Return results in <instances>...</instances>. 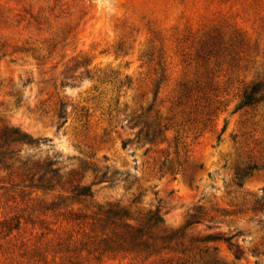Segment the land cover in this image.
Masks as SVG:
<instances>
[{
    "label": "rangeland",
    "instance_id": "374dc122",
    "mask_svg": "<svg viewBox=\"0 0 264 264\" xmlns=\"http://www.w3.org/2000/svg\"><path fill=\"white\" fill-rule=\"evenodd\" d=\"M10 127L41 140L0 169V264H264V0H0ZM29 155L63 189L27 186ZM112 202L200 221L162 260L98 254ZM217 233L232 244L203 240Z\"/></svg>",
    "mask_w": 264,
    "mask_h": 264
},
{
    "label": "trees",
    "instance_id": "16d2710c",
    "mask_svg": "<svg viewBox=\"0 0 264 264\" xmlns=\"http://www.w3.org/2000/svg\"><path fill=\"white\" fill-rule=\"evenodd\" d=\"M249 102V101H246ZM57 116L62 117V111ZM145 139L153 141L155 136ZM41 139H36L19 128H6L0 132V169H9L10 160L15 156L11 145L17 142L28 146H36ZM20 166L27 172V181L31 189L42 194L51 192L62 186V175L56 161L48 156L34 157L29 155L20 161ZM72 198H86L92 196L91 189L86 185L75 184L71 187ZM55 204V203H52ZM200 221L199 211L193 210L188 214L183 226ZM1 223V222H0ZM182 227L168 229L165 227L161 214L157 210L149 209L134 215L127 207L119 203H107L98 205L96 210V251L98 254L129 252L141 256L144 259L158 257L162 260V254L175 249L183 237ZM224 240L230 244L231 237L220 234L207 235L203 240ZM167 264H177L167 260ZM208 264V263H204ZM213 264H217V260Z\"/></svg>",
    "mask_w": 264,
    "mask_h": 264
}]
</instances>
